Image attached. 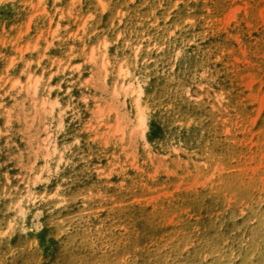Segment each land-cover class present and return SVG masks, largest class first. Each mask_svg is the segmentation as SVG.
<instances>
[{
  "label": "rangeland",
  "instance_id": "1",
  "mask_svg": "<svg viewBox=\"0 0 264 264\" xmlns=\"http://www.w3.org/2000/svg\"><path fill=\"white\" fill-rule=\"evenodd\" d=\"M263 257L264 0H0V264Z\"/></svg>",
  "mask_w": 264,
  "mask_h": 264
},
{
  "label": "bare ground",
  "instance_id": "2",
  "mask_svg": "<svg viewBox=\"0 0 264 264\" xmlns=\"http://www.w3.org/2000/svg\"><path fill=\"white\" fill-rule=\"evenodd\" d=\"M252 252H254V251L252 250ZM252 252H251V253H252ZM263 258H264V257H263Z\"/></svg>",
  "mask_w": 264,
  "mask_h": 264
}]
</instances>
